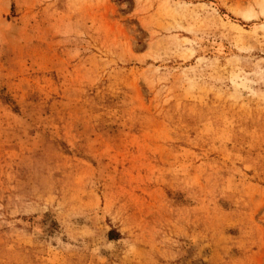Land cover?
Listing matches in <instances>:
<instances>
[{
  "label": "rangeland",
  "instance_id": "rangeland-1",
  "mask_svg": "<svg viewBox=\"0 0 264 264\" xmlns=\"http://www.w3.org/2000/svg\"><path fill=\"white\" fill-rule=\"evenodd\" d=\"M0 264H264V0H0Z\"/></svg>",
  "mask_w": 264,
  "mask_h": 264
}]
</instances>
